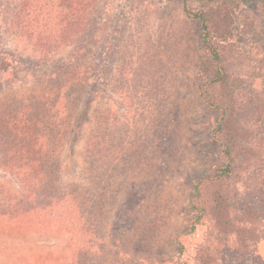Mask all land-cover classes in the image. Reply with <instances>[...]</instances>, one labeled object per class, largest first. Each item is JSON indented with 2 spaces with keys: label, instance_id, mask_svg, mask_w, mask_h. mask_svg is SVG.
<instances>
[{
  "label": "rangeland",
  "instance_id": "1",
  "mask_svg": "<svg viewBox=\"0 0 264 264\" xmlns=\"http://www.w3.org/2000/svg\"><path fill=\"white\" fill-rule=\"evenodd\" d=\"M19 1L0 0V264H200L212 223L184 234L192 186L220 152L195 95L197 24L180 0ZM225 1L236 20L226 68L247 81L248 118L264 134V0ZM17 11L44 42L12 27ZM26 132L38 147L13 153L30 146ZM262 146L241 188L264 213ZM25 172L38 193L67 195L79 215L71 228L9 220ZM231 245L221 242L220 262ZM245 261L264 264V241Z\"/></svg>",
  "mask_w": 264,
  "mask_h": 264
},
{
  "label": "trees",
  "instance_id": "2",
  "mask_svg": "<svg viewBox=\"0 0 264 264\" xmlns=\"http://www.w3.org/2000/svg\"><path fill=\"white\" fill-rule=\"evenodd\" d=\"M180 1L184 16L199 28L195 95L204 108V130L216 142L220 152V161L215 169L210 174L201 176L192 186L190 205L195 215L189 230L184 234H194L200 226L211 221L212 227L209 228L207 238L209 244L200 246L194 252L200 264L227 263L220 262L222 258L216 257L221 252V242L234 246V255L229 264H245V259L253 252V248L264 241V213L251 193L241 188L244 186L243 172L250 169L263 147L262 125L254 118H248L254 98L247 88V81L228 71L224 61V42L232 36L236 22L229 2L223 0L215 5L193 8L190 0ZM19 2L24 7L30 6L29 0ZM32 20V17L23 16L17 11L12 27L16 31L19 29L22 35L44 42L47 37L37 35ZM24 28L25 33L21 32ZM24 136L30 139V146L20 145L13 153L22 156L38 147L39 140L35 141L30 132H26ZM11 165L15 164L12 162ZM21 167L29 168L27 164ZM38 180V176L32 177L28 172L22 175L24 192L11 198L13 206L10 207L9 220H24V223L48 230L51 228L62 231L70 227L69 224L74 222L69 219H78L79 215L68 204L67 195L38 193ZM177 243L180 245V252H184L180 240L177 239ZM183 264L188 262L184 261Z\"/></svg>",
  "mask_w": 264,
  "mask_h": 264
}]
</instances>
